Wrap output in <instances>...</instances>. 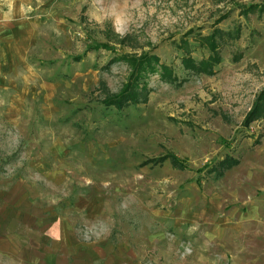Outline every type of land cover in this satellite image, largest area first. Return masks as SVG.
<instances>
[{"label":"rangeland","instance_id":"obj_1","mask_svg":"<svg viewBox=\"0 0 264 264\" xmlns=\"http://www.w3.org/2000/svg\"><path fill=\"white\" fill-rule=\"evenodd\" d=\"M251 1L264 3L0 0V219L55 214L138 264H264V116L242 122L264 86V11L240 10ZM236 25L213 72L182 67L181 37L200 58L199 35ZM143 51L184 80L146 72L145 98L105 104L131 75L121 54ZM227 154L237 162L215 176Z\"/></svg>","mask_w":264,"mask_h":264},{"label":"crops","instance_id":"obj_2","mask_svg":"<svg viewBox=\"0 0 264 264\" xmlns=\"http://www.w3.org/2000/svg\"><path fill=\"white\" fill-rule=\"evenodd\" d=\"M0 219V264H138L104 240L80 237L69 220L14 208ZM48 216V217H47Z\"/></svg>","mask_w":264,"mask_h":264},{"label":"trees","instance_id":"obj_3","mask_svg":"<svg viewBox=\"0 0 264 264\" xmlns=\"http://www.w3.org/2000/svg\"><path fill=\"white\" fill-rule=\"evenodd\" d=\"M241 12L248 13L252 10H259L260 12L264 11V3H242L240 6ZM226 15L225 12L222 13L216 20L223 18ZM239 25H236L234 28L230 29H220L219 27H214L207 34L199 35V43L206 46L208 51V55L201 56L200 58H194L192 54H190L191 43L186 39V37H181L177 47L181 48L180 55V63L183 68L188 69L191 73H207L213 72L215 69L214 65L221 60V55L219 53L218 42L220 39L222 40L224 36L227 38H237L239 34ZM223 36V37H222ZM241 52H236L233 57L239 58ZM128 59L131 65V75L130 78L126 82L122 84V88L116 92L111 93L102 98L105 104H112L117 109L123 107L124 104H128L129 102H136L138 95H141L142 98L146 97L147 88L144 82H142V86L137 88V78H140L141 75L146 72H158L159 76L162 80L168 82H175L181 84V81L184 80L185 77L178 79L174 69L172 66L160 60V56L151 51L150 53L143 51L139 54H121ZM255 99L252 102V105L245 113L243 117V124H247L249 121L255 119L256 117L264 116V86H262L258 92L255 94ZM168 154H162L150 158H146L142 160L143 163L147 162H161L167 158ZM170 157L175 161V164L181 165V161L179 157L174 156V154H170ZM237 158L232 155H225L224 157L218 159L213 165L208 167V170H212L215 173V176H220L225 168L237 162ZM177 161V162H176ZM181 167V166H179Z\"/></svg>","mask_w":264,"mask_h":264}]
</instances>
